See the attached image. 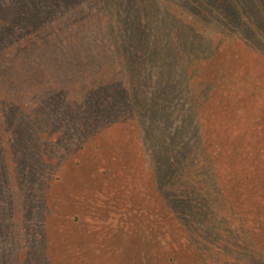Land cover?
Masks as SVG:
<instances>
[{"label": "rangeland", "instance_id": "obj_1", "mask_svg": "<svg viewBox=\"0 0 264 264\" xmlns=\"http://www.w3.org/2000/svg\"><path fill=\"white\" fill-rule=\"evenodd\" d=\"M132 1L120 6L123 14L126 9V19L134 5ZM247 1L251 11L250 24L264 32V0ZM106 3V0H0V29L5 28L0 33V55L11 54L12 59L6 60V77L24 82L21 90L32 88L38 93V96L26 99L24 104L18 102L17 113L12 110L14 117H8L3 133L6 134L9 126L16 123L21 128L32 126L33 135L42 140H36L39 145L32 142L27 145L22 139V149L14 154L13 148L2 146L6 144V137L0 132L3 147L0 158L11 168L7 173L1 172L0 182L6 185L5 175L8 174L10 181L22 186V189L15 190L18 194L14 193L13 197L7 191H0V221L7 218L17 220L21 209L23 213L26 210V215H21L23 223L16 227L18 232L14 234L25 249L26 253L21 254L25 264H232L233 244L231 240L223 239L219 226L214 237L204 240L203 221L190 222L187 218L191 219V216L178 218L163 206L162 196L171 200L169 191H162L164 195L160 196V190H157V184L163 189L165 175L162 169L151 167L155 163L153 153L168 155L164 136L166 134L167 138L170 131L165 126L166 119L161 116L157 117L160 131L154 124H148L160 111L153 95L147 98L152 105L149 112L142 109L137 120L126 126L122 122L106 126L123 116L120 110L108 114L110 117L105 125L94 126L88 121L87 106L81 98L73 103L67 94L68 89H75L78 82L68 83L64 90L58 85L60 103L50 106L47 100L42 108L37 109L36 101L40 95L44 97L43 89L48 84L53 85L52 82L45 84L51 77L46 73H54L53 70L50 72L46 56L64 54L68 50L75 52L92 45L87 52L84 50V54L106 53L96 62L97 66L103 67L108 53L125 54L124 50L117 51L119 48L111 36L121 35L123 25L127 26L130 21L122 24L124 20L118 21L112 13L108 15ZM229 8L235 9L233 0L218 4V10L224 16L231 11ZM174 10V13L172 9L169 11L171 21H167V26H159L154 48L149 51L151 54L168 57L183 53L197 47L198 40L204 35V32L201 36L196 35L195 24L199 20L194 15L203 20L205 13H197V9ZM107 17L114 18L113 22L107 21ZM136 31L132 24L128 27L131 40ZM223 33L220 45L219 40H215L213 51L207 54L211 58L197 64H204L200 69L202 75L198 77V81L204 80V93L199 99L198 89L192 94L193 99L202 103L205 93H211L206 107L201 105L204 146L210 161H214L219 170V182L229 204L235 207V215L243 222L248 220V231L256 244L264 247V119L262 122L260 118L255 119V112L248 118V104L244 103L238 121L230 118L228 112L234 103L236 105L241 98L251 94L254 82L242 91L235 89V84H241L234 83L223 94H220L219 87L223 81L230 84L234 79L237 81L230 74L224 80L222 66L233 64L235 74L248 80L251 72L252 75L255 72L258 58L232 33ZM195 62L193 59V63L188 64L189 71ZM242 62L245 64L239 65ZM60 65L55 64L56 67ZM260 81H256L255 87ZM15 85L19 86L17 82ZM93 85L87 90H92L99 98L109 91L102 83ZM158 86L153 82L151 94L160 90ZM226 94L229 99L225 101L223 95ZM261 94L258 102H251L257 114L262 109L264 89ZM144 95V86L138 87L131 97L132 102L135 105L144 102ZM225 102L227 110H219L217 105ZM123 106L121 101L119 108ZM138 121L143 129L133 131L137 126L134 123ZM57 127L61 130H55ZM10 129L7 138L20 140L19 133ZM19 163L23 166L15 170ZM180 194L186 195L184 191ZM225 215L228 228L234 230L235 218L229 213ZM29 228H32L30 239H35L36 245L31 244L33 241H26ZM11 238L4 246H15L13 236Z\"/></svg>", "mask_w": 264, "mask_h": 264}, {"label": "trees", "instance_id": "obj_2", "mask_svg": "<svg viewBox=\"0 0 264 264\" xmlns=\"http://www.w3.org/2000/svg\"><path fill=\"white\" fill-rule=\"evenodd\" d=\"M106 1V11L108 15L112 13L113 17H116L118 21L124 20L122 24L125 23V21H130L127 26L125 24L123 25L125 28H123L121 35L111 36L113 38L112 41L117 43V47L119 48L117 51L124 50L125 54L115 55V53L112 52L108 53L106 55L105 64L104 62L102 63L104 65L103 67L96 65V62L104 58V54H106L102 51L103 46L101 51L104 54L100 55H97V52L84 54V50L87 52L86 50L92 47L91 45L83 49L80 48L75 52L68 50L64 54L54 53L53 56H46L47 64H50H48L51 68L50 72L53 70L54 73H52V75L51 73H46L47 75L50 74L51 77H49L48 82L45 84L52 82L53 85L48 84L45 86L43 89L44 97L41 98L40 95L36 101L37 109L42 108L47 100H49L48 105L57 106L60 103L58 85L62 87L61 90H64L69 85L68 83L74 84L78 82L76 86L77 89H68L70 91L67 94H70L73 103L74 101H80L79 98H81V102L87 106L85 113L88 121H91L94 126L105 125L107 118L110 117L108 114L120 110L123 116L118 118V120L113 119V121H110L106 126H110L113 123L115 125L119 122H122L124 126H126V124H131L133 120H137L136 118L139 117V113H141L142 109L144 110L146 108V111L149 112L152 105H150L147 98H149V96L152 98L153 95V101L160 105V107H158L160 111L153 116V121H150L148 124H154L160 131V121H158L157 117L161 116L166 119L165 126L170 131L167 138L166 134L164 136V141L168 144L165 146V151L168 153L169 157L165 153L163 154V152L158 154L153 153L152 160L154 159L155 163H152L151 167L154 170L162 169V174L165 175L163 189L157 184V190H160L158 192L161 194L160 196L164 195L162 191H169L168 198L171 200L169 201L165 196H162L163 206L165 205V208H168L169 211L175 216H178V218L191 216V219L187 218L190 222L196 220L203 221L205 230L202 234V238L204 240H209L214 237V234L216 235V229L219 226L223 231V239L228 242L231 240L233 244L231 247L232 254L230 255L232 264H264V247L258 246L251 236V233L248 231V227H250L248 225V220L247 222H243L242 219L235 215V207L231 203L229 204L224 194V188L219 182L220 173H217L219 170L216 164H214V161H210L207 147L205 148L204 146L206 144L202 140L203 129L200 123L204 119V113L201 111V105L206 107V103L210 100L211 93H205L204 102L202 103H198L197 98L193 99L194 95L192 94L198 89L199 99L204 93V80L198 81V77L202 75L200 69L204 64H202V66H197V64L203 59L208 60L211 58L207 54L213 51L215 40H219L218 45H220V42H222L220 41V36H224L225 34L223 32L232 33L238 40L240 39L239 41H241L243 45L248 47V51L253 56L258 58V63H255V72H253V75L251 72V76L248 80L243 78L242 75L239 77L238 74H235L236 69L231 66L233 64L222 66L221 72L224 75L222 76L223 79L225 80L226 75L230 74L233 75L237 81L234 79V81H231L233 82L231 84L228 81L221 82L219 86L221 89L220 94H223L228 87L234 83H240V86L235 84V89L242 91L247 90L250 82H254L251 94L249 93L238 101V103L241 102V106L238 103L236 105L234 103L233 108L228 111L230 112L229 116L238 121V115L242 112V103H244L246 106L248 104V118L255 112V119L258 120L260 118L261 122L262 118L264 119V101H262V109L259 114H257L251 103L252 100L256 102L260 100L262 96L261 91L264 89V39L261 38V36H264V32L255 29L253 25L250 24L249 18H251V11L248 1L233 0L235 9L229 8L231 11L226 12V16H224L219 12L218 4L221 2L225 4L226 0H134L131 2L134 5L131 6V10H129L130 14H126L128 19L124 17L126 9L124 10V14L123 10L120 11V6L123 7L124 2L128 0ZM187 2L190 4H187ZM184 4H186V6ZM181 8L197 9V13H205V18L203 20L202 17L199 18L194 15L196 20H199V23L195 24V29H197L196 35L201 36L202 32H204V35L198 40V46L187 49L183 53H173L168 57L161 56L162 54L160 53L151 54L149 51L154 48L156 37L159 34V26L166 27L167 21H171V12H169L171 9L172 13H174V9L180 11ZM121 17L123 19H121ZM113 19L114 18L110 19L107 17V21L109 22H113ZM149 21H151L150 24ZM159 21H161V23ZM131 24L133 27L137 28L135 38L132 40L127 34L128 27L131 26ZM2 30H5V28L0 29V33H3ZM122 37H124L125 40L121 41ZM120 43L123 47H121ZM111 47L112 46H110V51ZM127 52L129 53L126 54ZM8 59L12 60L11 54L0 55L1 133L6 130L7 122L9 121L8 117H14L11 115V112L12 110H17L18 102L20 101L24 104L26 99L30 100L29 98L38 96L37 91L32 88L29 90L27 88L21 90L20 88H22L24 82H21L20 79L16 81L15 78L6 77L8 67L5 66V64ZM193 59H196V62L192 66V71H189L188 64L191 65ZM54 60L58 61L53 63ZM173 62L175 64H173ZM55 64L64 65V68L61 69V65L56 67ZM244 64L245 63L242 62L239 65ZM38 76L36 77L38 78ZM258 80L261 81L255 87L256 81ZM16 82L19 84L18 87L15 85ZM153 82L157 84V86L159 85L158 88L160 90H157V92L152 91L151 94ZM97 83H102L105 86L107 85L109 89L108 93L101 98L97 97L92 90H87L88 87H94L93 84ZM143 86L146 99L144 102L140 101L137 103L138 105H135L131 97L138 87ZM258 87L261 88L257 89ZM223 98L225 101L229 99L228 94L223 95ZM121 101H123L124 104L122 109L119 108ZM217 108L219 110H223L224 108L226 111V102L221 106L217 105ZM178 120L179 123H177ZM60 124L62 125V123ZM134 124L137 126H134L133 131H135L136 128L139 130L140 128L141 130L143 129L140 121ZM10 128H12L13 133L16 131L19 133L20 140L11 141L10 138H7L11 132ZM55 130L61 129L57 127ZM100 130H103V128ZM32 131V126L21 128L15 123L13 127L9 126L6 134L3 133V136L6 137V144H2L1 141L0 143L4 148H13L12 151L14 154L22 149L20 146L22 139L26 140L25 144L27 145L30 144V142H32L33 145H39V142L36 140H42L35 137ZM0 139L2 140V138ZM16 143L17 145L15 146ZM2 146L0 145L1 150L3 149ZM195 146L197 147L194 148ZM1 150L0 157L2 154ZM199 152L201 153L200 156ZM234 153L239 154V151H235ZM219 156H221V152H219ZM0 162V174L3 171L7 173L9 172L8 170H11L9 163L5 160L1 161L0 158ZM164 163L167 164L166 167L163 165ZM22 166L23 165L20 163L15 165V170H17V167ZM6 175V180H8L7 184L11 186H7V184L2 185V182H0V191H7V194L11 193V197H13L14 193L18 194V191L15 190L18 188L22 189V186L16 184L14 180L10 181ZM183 177L185 180H182ZM179 183L182 184L180 185ZM182 191L186 193V195H184L185 197L180 194ZM225 213H229L235 218L234 230L228 228V221ZM21 215H26V210L23 213V209H21V213L19 214L20 217L17 218V220L7 218L6 220L0 221V246L2 244V247H0V264H25L21 257V254L23 255L26 253L24 252L25 249L19 245L20 242L16 241V236H14V234L18 232L16 227H19V225L23 223V216L21 217ZM218 218L219 221L217 222L216 220ZM4 222H7L6 225ZM30 229L32 228H29L26 233V237L28 236L26 241H30V243L33 241L31 244L36 245L35 239H30ZM12 236L15 246H4L8 240L12 239ZM40 249L46 250V247H41Z\"/></svg>", "mask_w": 264, "mask_h": 264}]
</instances>
